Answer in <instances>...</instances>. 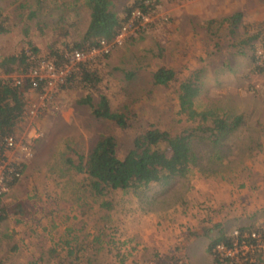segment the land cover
Segmentation results:
<instances>
[{"label": "rangeland", "instance_id": "1", "mask_svg": "<svg viewBox=\"0 0 264 264\" xmlns=\"http://www.w3.org/2000/svg\"><path fill=\"white\" fill-rule=\"evenodd\" d=\"M112 1L124 16L134 0ZM158 1L146 15L133 13L112 40L84 53L109 74L102 93L113 107L136 113L133 130L121 134L95 118L76 104L83 94L76 89L59 84L28 92L33 111L16 129L17 144L0 159V204L13 209L22 201L27 213L11 214L0 225V264H43L41 257L53 264L67 253V242L98 264H250L217 261L208 246L242 226L264 227V0ZM0 7L18 23L0 35V57L24 45L27 28L44 58L52 46L64 49L62 41L77 40L90 20L87 0H0ZM33 11L37 16L30 19ZM236 13L240 22L233 26ZM65 27L68 36L58 38ZM51 55L47 61L55 65ZM162 66L177 70L178 81L156 84L153 74ZM56 67L66 73L72 66ZM191 74L200 86L197 110L234 114L230 118L242 113V123L216 142L190 141L196 160L183 176L96 193L88 175L67 159L85 161L103 133L117 135L124 151L134 132L148 125L196 127L179 112V83ZM48 91L55 95L46 97ZM252 140L259 142L252 146ZM17 167L19 175L11 176ZM258 252L264 262V251L252 257L263 264Z\"/></svg>", "mask_w": 264, "mask_h": 264}, {"label": "trees", "instance_id": "2", "mask_svg": "<svg viewBox=\"0 0 264 264\" xmlns=\"http://www.w3.org/2000/svg\"><path fill=\"white\" fill-rule=\"evenodd\" d=\"M158 2V0H134L125 9L126 14L121 16L114 9L112 0H87L90 20L85 31L77 40L67 43L62 41L64 49L52 46L50 54L44 58L38 56L40 54L39 47L27 38L28 29L26 28L24 30V45L15 49L14 52L0 57V136L13 135L16 137V129L22 127V124L27 120L32 107V92L37 95L41 94L45 83L43 80L39 81L37 77L33 80L28 74L39 67L42 61L49 60L54 57L51 54H55L56 66L71 64L70 57L74 51L88 53L92 49L100 48L103 41L109 42L116 37L124 24L129 22L134 12L139 11L141 15H146L149 10L158 6ZM33 16H37L34 11L30 12L29 18L31 19ZM61 20L64 18L59 21ZM238 21L240 22V13L234 15L233 26H236ZM17 25V21L12 20L11 16L5 14L0 7V35L11 32ZM73 25L68 24V27ZM62 30L60 29L57 33L58 38L67 37L70 32L67 27ZM101 55L106 58L109 51ZM91 59H83L69 68L64 82L60 85L61 89H76L77 92H83L77 98L76 104L89 107L95 118L107 121L112 127H116L119 133L130 132L135 126L136 113L128 106L113 107L110 98L102 93L103 89L108 87L106 84L110 81L108 80L109 74L106 75L99 67L100 62L97 63L98 61ZM101 66L103 68V65ZM195 75L191 74L187 79L181 80L178 91L181 106L179 112L180 114L187 112L188 119L198 122L196 127L173 131L170 128L162 130L155 125H148L143 130L134 132L130 147L124 151L121 150V143L117 135L103 133L91 147L85 161L81 159L76 165L71 158H68L70 165L77 171L88 175L92 189L98 194H103L105 190L137 189L153 182L185 175L188 164L196 160L190 151V141L208 138L211 139L210 141L216 142L220 137L235 130L244 119L242 113L235 114L233 118H230L234 114H222L216 112V109L209 108L197 110L194 107V98L199 95L200 86L197 81L198 77ZM177 77V70L164 66L158 68L153 74L155 83L165 87L178 81ZM37 82L38 87H33V84ZM28 92L32 93L31 97L30 95L27 97ZM94 95L99 96V100L95 101ZM221 114L225 116H221ZM252 141V146L259 142V140ZM25 210L22 201L17 203L13 209L0 204V225L11 214H26ZM238 230V236L222 234L209 244L208 251L217 261L229 260L216 250L218 243L230 245L234 239L249 240L255 243V238H251L252 233L259 234L260 239L264 240L263 226L257 227V225L251 224L242 226ZM67 248V253L57 258L53 264H98L91 257L82 258L81 254L86 249H76L71 246L70 242H67ZM52 251L54 249H50L49 253ZM262 255L263 252L257 253L256 259L257 262L264 264ZM40 260L43 264H50L48 263L49 258L45 260L41 257Z\"/></svg>", "mask_w": 264, "mask_h": 264}, {"label": "built area", "instance_id": "3", "mask_svg": "<svg viewBox=\"0 0 264 264\" xmlns=\"http://www.w3.org/2000/svg\"><path fill=\"white\" fill-rule=\"evenodd\" d=\"M139 13V11H136ZM135 13V12H134ZM134 15V14H133ZM124 27V26H123ZM84 59V53L80 51H74L71 54V66L77 64L79 61ZM65 69H59L54 64L48 61H42L40 66L36 69H33L28 76H30L33 80L35 77L39 78L40 80L45 81L44 85L49 88H54L56 85L63 83L65 80L66 73L64 72ZM19 82V81H18ZM56 86V87H57ZM33 87H38V82L33 84ZM54 94V92H53ZM52 92L48 91L46 93V97H51ZM30 111H33V107H31ZM17 139L13 135H4L0 136V159L7 158L6 151L11 150L14 148ZM29 143V142H28ZM17 144V143H16ZM6 150V151H5ZM4 153V156H3ZM18 167L15 168L11 172V176H18L19 175ZM7 189V187H3L2 191ZM4 192H0V195ZM239 230L234 231L233 236H238ZM251 238H255V243H252L249 240H241L234 239L230 245L225 243H218L216 245V250L223 256L229 259H242L245 262H250L253 264L255 261L252 257V252L261 250L264 251V240L260 239V235L256 233L251 234ZM259 253V252H258Z\"/></svg>", "mask_w": 264, "mask_h": 264}]
</instances>
